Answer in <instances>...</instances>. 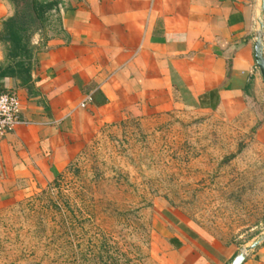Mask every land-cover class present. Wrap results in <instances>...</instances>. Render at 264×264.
I'll use <instances>...</instances> for the list:
<instances>
[{"label": "crops", "instance_id": "0c3cea01", "mask_svg": "<svg viewBox=\"0 0 264 264\" xmlns=\"http://www.w3.org/2000/svg\"><path fill=\"white\" fill-rule=\"evenodd\" d=\"M7 2L0 0V22L13 15ZM259 6L58 0L47 13L55 26L27 36L29 79L0 77V93L18 100L20 121L0 138V204L58 177L99 126L122 114L171 107L233 113L253 103L264 89L253 57ZM6 65L0 49V69ZM167 227L176 264H229L239 251L201 242L180 221ZM241 264H264V239Z\"/></svg>", "mask_w": 264, "mask_h": 264}, {"label": "rangeland", "instance_id": "374dc122", "mask_svg": "<svg viewBox=\"0 0 264 264\" xmlns=\"http://www.w3.org/2000/svg\"><path fill=\"white\" fill-rule=\"evenodd\" d=\"M7 4L27 36L55 26L53 13L33 20L30 0ZM261 111L264 89L233 113L171 107L102 124L58 177L0 204V264H176L174 220L201 242L248 246L264 232Z\"/></svg>", "mask_w": 264, "mask_h": 264}, {"label": "trees", "instance_id": "16d2710c", "mask_svg": "<svg viewBox=\"0 0 264 264\" xmlns=\"http://www.w3.org/2000/svg\"><path fill=\"white\" fill-rule=\"evenodd\" d=\"M7 1L13 6L17 4V0ZM57 2L58 0H30V11L33 20H36L41 25L46 14L56 6ZM24 18L23 15H19L14 11L11 17L0 22V42L7 45L4 57L5 60L12 63V66L6 65L2 70L0 69V77L13 75L20 77V74H23V81L29 79L27 73L30 51L27 48L26 23H24Z\"/></svg>", "mask_w": 264, "mask_h": 264}, {"label": "water", "instance_id": "95a60500", "mask_svg": "<svg viewBox=\"0 0 264 264\" xmlns=\"http://www.w3.org/2000/svg\"><path fill=\"white\" fill-rule=\"evenodd\" d=\"M258 31L253 45V57L255 65L264 84V0H260L259 16L257 19ZM264 239V232L258 235L248 246L240 249L229 264H241L247 252L254 249Z\"/></svg>", "mask_w": 264, "mask_h": 264}, {"label": "built area", "instance_id": "2783aa9c", "mask_svg": "<svg viewBox=\"0 0 264 264\" xmlns=\"http://www.w3.org/2000/svg\"><path fill=\"white\" fill-rule=\"evenodd\" d=\"M88 101L89 98H86L79 106L83 107ZM19 122V105L15 94L0 93V138L10 132Z\"/></svg>", "mask_w": 264, "mask_h": 264}]
</instances>
